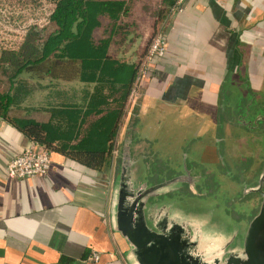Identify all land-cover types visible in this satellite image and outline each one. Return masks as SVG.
Returning a JSON list of instances; mask_svg holds the SVG:
<instances>
[{
  "label": "crops",
  "instance_id": "crops-1",
  "mask_svg": "<svg viewBox=\"0 0 264 264\" xmlns=\"http://www.w3.org/2000/svg\"><path fill=\"white\" fill-rule=\"evenodd\" d=\"M139 2L133 19L141 36L118 54V58L131 63L141 62L143 57L139 59L136 50L143 47L144 40L146 48L159 25L166 22L160 21L154 30L155 16L141 25ZM163 3L150 0L146 4L155 14ZM192 3L198 6L199 14L188 18V4ZM183 9L173 15L170 12L164 26L166 56L152 63L137 98L131 100L129 94L107 169H88L62 153L50 151L52 166L47 176L10 178V159L32 143L41 145L0 118V264H128L127 245L112 229L110 214L122 147L131 137L132 151L137 125L155 123L156 127L166 122L193 129L199 122L194 134L205 136L211 130L215 136L221 105L234 95V89L244 91L250 85L264 104V0H186ZM206 25L212 37L202 43ZM145 48L139 50L142 56ZM106 79H74L63 81L56 90L49 88L46 106L53 112L55 126L53 130L50 127L51 140L56 142L60 140L55 139L57 135L63 136L65 143L75 147L99 141L100 136L89 135L88 129L109 124L110 108L103 105L118 98L123 90ZM44 95L40 93L38 98ZM61 100L68 105L62 107ZM134 155L132 151L133 160ZM95 254L100 257L98 261Z\"/></svg>",
  "mask_w": 264,
  "mask_h": 264
},
{
  "label": "trees",
  "instance_id": "trees-1",
  "mask_svg": "<svg viewBox=\"0 0 264 264\" xmlns=\"http://www.w3.org/2000/svg\"><path fill=\"white\" fill-rule=\"evenodd\" d=\"M162 1L163 6L154 14V30L169 16L177 2ZM138 2L0 0L6 7L23 12L37 10L45 4L51 6L47 24L31 23L24 33L17 34L13 46L0 49V118L17 128L28 140L50 151L62 153L88 169H107L113 159L118 121L139 69V61L131 63L118 58L136 36H141L133 19ZM139 50L136 51L141 59L142 51ZM95 76L106 77L105 82H116L123 89L118 98L103 105L108 110L110 108L107 114L109 124L88 129L89 135L100 136L99 141L90 140L88 144L75 147L65 143L63 136L57 135L55 139L59 141L51 140L55 126H52L53 112L46 106L49 88L56 90L62 87L63 81L74 79L97 81L89 80ZM40 93H45L43 99L38 98ZM60 103L62 107L68 105L63 100Z\"/></svg>",
  "mask_w": 264,
  "mask_h": 264
},
{
  "label": "rangeland",
  "instance_id": "rangeland-1",
  "mask_svg": "<svg viewBox=\"0 0 264 264\" xmlns=\"http://www.w3.org/2000/svg\"><path fill=\"white\" fill-rule=\"evenodd\" d=\"M147 1L150 3V0ZM147 1L145 2L147 3ZM151 1L158 4L161 0ZM139 3L138 9H142L140 12L141 25H147L148 22L154 20V12L148 9L146 3ZM190 5L188 4L191 9V12L187 14L188 18L199 14L198 6L196 4ZM50 7L45 4L37 10L23 12L21 9H11L8 6L6 7V4L0 3V49L13 46L17 41V34L24 33L31 23L37 22L40 26L47 24ZM152 7H154V4ZM168 19L169 16L164 20L166 22L159 26L164 29ZM211 33V29L207 28L206 25L201 34L202 43H208L207 40L212 37ZM141 44L143 47L140 48H145V40ZM149 44L145 48L143 58L147 53ZM154 124L143 126V128L153 129ZM194 125V130L192 128H182V130L181 127H178L182 130L181 132L176 130L170 133L167 130L166 135H152V140L138 139V132L142 128L137 125L135 136L137 144L142 146H139L141 149L148 148L151 152V148L157 145L156 139L160 136L163 140L161 153H158L159 155L156 154L158 156L153 159V162L151 159L144 160L152 167V171L150 170V174L147 176L151 185H155L153 184L155 182L156 184H161L177 178L175 175L181 173L184 165L187 164L189 168L193 167V172L196 171L195 180H197L198 184L197 192L199 197L187 194L189 191L187 192L183 182H177L169 187V190L172 189V191L161 196L160 199L174 198L181 205L185 204L188 208H191V206L195 207L194 211L199 216V221L213 229L223 228L226 223L232 225L234 222L246 225L254 212L257 214L260 203L255 205V202L249 199V195L244 196L245 191H242L239 186L236 187V184L242 180L253 179L261 168V159L264 157V137H262L264 135L257 134L259 137H256L257 141L254 142V135L251 132L233 123L228 127V136H225L224 133H221V136H214L211 130L207 135L202 136L194 134L200 128V123L195 122ZM194 138H197L196 142H191L190 140ZM217 139H220V143H216ZM209 146L215 147V150L219 146L216 155H221L225 164H222L221 160H216L217 158L214 159L212 151L206 156L205 152H207ZM151 153L153 154V152ZM226 172H231V178H227ZM229 179H231V183L228 181ZM201 183L204 185L201 186ZM254 198L256 197H252V199ZM248 205L251 208L255 205L254 208L256 209L249 211Z\"/></svg>",
  "mask_w": 264,
  "mask_h": 264
},
{
  "label": "water",
  "instance_id": "water-1",
  "mask_svg": "<svg viewBox=\"0 0 264 264\" xmlns=\"http://www.w3.org/2000/svg\"><path fill=\"white\" fill-rule=\"evenodd\" d=\"M131 144L129 137L122 147L110 214L112 229L127 245L128 264H264L263 183L259 210L251 221L213 229L199 221L195 207L174 198L151 203L184 177L155 185L137 182Z\"/></svg>",
  "mask_w": 264,
  "mask_h": 264
},
{
  "label": "flooded vegetation",
  "instance_id": "flooded-vegetation-1",
  "mask_svg": "<svg viewBox=\"0 0 264 264\" xmlns=\"http://www.w3.org/2000/svg\"><path fill=\"white\" fill-rule=\"evenodd\" d=\"M249 87L245 88L244 91L242 89L240 90L234 89L233 90L234 95L230 96L228 99L226 98L227 100L223 102V104L221 105V110H220L221 122L215 128L216 129L215 136H221V133H224L225 136L226 135L228 136L229 135L228 127H230L231 124L233 123L238 126L240 125V127H242L244 130L251 132L252 135H254L253 136L254 142L257 141L256 137H259L257 136V134L264 135V104H260L261 101L259 100V95L254 94V89H251ZM260 90H258V93ZM222 116H224V120L222 119ZM167 120L171 122V119L168 118ZM138 126L139 128H142V130L138 132L137 138L144 139V140L146 139L152 140L153 139L152 135L153 136L155 135L157 136V134L166 135L167 130L170 133L176 130L177 131L179 130L176 123L173 124V123H166V122L163 125H159L154 128L152 127L153 129H147L146 127L143 128V126H145L143 124L142 125L139 124ZM193 130H194V127H193ZM135 135H136V132L134 131L132 135L133 140H134L133 145H132V151L135 152L134 160H133L134 161L133 170L135 174V179L137 182H140V183L147 182L148 184H151L147 176L150 174V170L152 171V167L151 165L147 164L144 161V159H151L153 162V159L156 158L155 154H157L160 148V145L163 144V140L162 138H160V136L157 138L159 141L156 142L157 145L155 147L151 148L152 149L151 152H153L152 154L150 152V149L140 148L142 146L137 144V138ZM216 141H217L216 143H220V139H217ZM218 150H219V146L218 148L216 147V150H215V147L209 146L207 152H205L206 156L209 155V153L212 151V153H214V159L217 158L216 160H221L222 164H225V162L223 161V157L219 154L218 156L216 155ZM260 164H262L261 168L256 173V176L253 179L242 180L238 184L234 182L236 184V187L239 186V188H241L242 191H245L243 194L244 196L249 195L250 197L249 199L254 201L255 205L260 203L262 200V195L258 191V188L260 187L261 183H263V191H264V157H262ZM195 174H196V171L193 172V167L189 168L188 165L185 164L182 172L175 176L184 177L183 185L186 187L187 192L189 191V193L187 194L191 196L199 197L198 192H197L198 184H197V180H195ZM225 174L227 178L229 177L231 178V175H232L231 172H226ZM228 181H230L231 183V179H229ZM153 184H156V182ZM200 185L202 186L204 184L201 183ZM252 197H256V198L252 199ZM159 200H161L160 197L152 198L151 203H155ZM254 206L251 208V206L248 205L249 211L255 210L256 208H254ZM255 215L256 213L254 212V214L251 216V218L248 221H250Z\"/></svg>",
  "mask_w": 264,
  "mask_h": 264
},
{
  "label": "built area",
  "instance_id": "built-area-1",
  "mask_svg": "<svg viewBox=\"0 0 264 264\" xmlns=\"http://www.w3.org/2000/svg\"><path fill=\"white\" fill-rule=\"evenodd\" d=\"M186 0H177L176 5L172 8L171 14L183 11V4ZM168 40L163 27H159L152 36L147 53L139 63V69L134 80L130 99L135 100L142 88L152 63L167 54ZM52 166V156L50 150L32 143L23 151L13 156L7 165V175L16 180H27L40 176H47ZM95 260L100 259L95 254Z\"/></svg>",
  "mask_w": 264,
  "mask_h": 264
}]
</instances>
